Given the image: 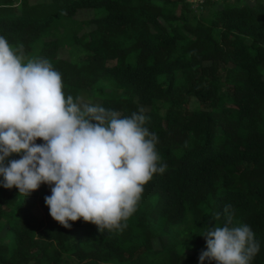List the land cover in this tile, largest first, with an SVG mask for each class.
Listing matches in <instances>:
<instances>
[{
  "label": "trees",
  "instance_id": "trees-1",
  "mask_svg": "<svg viewBox=\"0 0 264 264\" xmlns=\"http://www.w3.org/2000/svg\"><path fill=\"white\" fill-rule=\"evenodd\" d=\"M0 35L50 60L66 97L143 109L167 165L122 231L65 229L45 205L50 186L29 197L0 186V264H199L201 230L227 215L264 241V0H0Z\"/></svg>",
  "mask_w": 264,
  "mask_h": 264
},
{
  "label": "clouds",
  "instance_id": "clouds-1",
  "mask_svg": "<svg viewBox=\"0 0 264 264\" xmlns=\"http://www.w3.org/2000/svg\"><path fill=\"white\" fill-rule=\"evenodd\" d=\"M47 58H29L0 35V186L29 197L50 186L45 205L65 229L82 220L101 233L122 231L145 185L166 171L144 110H117L65 96ZM41 140L43 143L37 144ZM19 159L9 160L12 156ZM199 264H252L264 241L227 215L201 230Z\"/></svg>",
  "mask_w": 264,
  "mask_h": 264
},
{
  "label": "rangeland",
  "instance_id": "rangeland-1",
  "mask_svg": "<svg viewBox=\"0 0 264 264\" xmlns=\"http://www.w3.org/2000/svg\"><path fill=\"white\" fill-rule=\"evenodd\" d=\"M39 1L45 2L46 0H31V2H34V3L39 2ZM219 1L221 4V0H219ZM241 2H242V5H251L252 6L254 4L255 0H241ZM91 15H92L91 12H80L79 14H77L76 17H77V20L83 21V20L91 19ZM91 29H92V27L87 28L86 31H90ZM60 57L62 59H69L67 53H64V51L61 52ZM80 99H83L84 101L90 100L92 102V100L89 98V96L82 97ZM45 213H46V211H45L44 207L41 204H38L37 209H36V214L39 217L43 218L45 216ZM2 235H3V232L1 233L0 237H2Z\"/></svg>",
  "mask_w": 264,
  "mask_h": 264
},
{
  "label": "built area",
  "instance_id": "built-area-1",
  "mask_svg": "<svg viewBox=\"0 0 264 264\" xmlns=\"http://www.w3.org/2000/svg\"><path fill=\"white\" fill-rule=\"evenodd\" d=\"M187 2L191 3L194 8L198 7V5L204 3L206 0H186Z\"/></svg>",
  "mask_w": 264,
  "mask_h": 264
}]
</instances>
